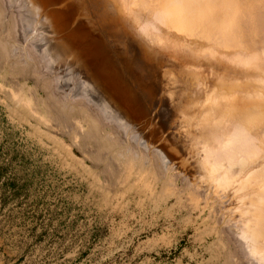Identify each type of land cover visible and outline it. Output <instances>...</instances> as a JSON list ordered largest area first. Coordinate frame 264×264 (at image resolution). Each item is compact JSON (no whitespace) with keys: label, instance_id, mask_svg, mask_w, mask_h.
I'll return each instance as SVG.
<instances>
[{"label":"bare ground","instance_id":"1","mask_svg":"<svg viewBox=\"0 0 264 264\" xmlns=\"http://www.w3.org/2000/svg\"><path fill=\"white\" fill-rule=\"evenodd\" d=\"M9 1L58 87L134 144L112 151L157 173L165 214L208 215L213 264H264V0Z\"/></svg>","mask_w":264,"mask_h":264},{"label":"rangeland","instance_id":"2","mask_svg":"<svg viewBox=\"0 0 264 264\" xmlns=\"http://www.w3.org/2000/svg\"><path fill=\"white\" fill-rule=\"evenodd\" d=\"M16 8L0 0V264H213L208 215L165 214L157 173L112 151L134 144L58 87Z\"/></svg>","mask_w":264,"mask_h":264}]
</instances>
